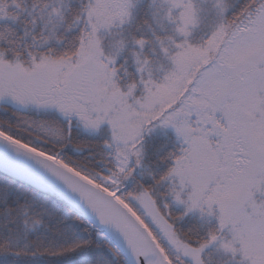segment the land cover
I'll return each instance as SVG.
<instances>
[{"label":"snow or ice","instance_id":"1","mask_svg":"<svg viewBox=\"0 0 264 264\" xmlns=\"http://www.w3.org/2000/svg\"><path fill=\"white\" fill-rule=\"evenodd\" d=\"M0 264H264V0H0Z\"/></svg>","mask_w":264,"mask_h":264}]
</instances>
